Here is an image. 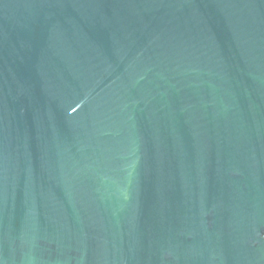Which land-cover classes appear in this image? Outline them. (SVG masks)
I'll use <instances>...</instances> for the list:
<instances>
[{
  "label": "water",
  "instance_id": "95a60500",
  "mask_svg": "<svg viewBox=\"0 0 264 264\" xmlns=\"http://www.w3.org/2000/svg\"><path fill=\"white\" fill-rule=\"evenodd\" d=\"M0 264H264V0H0Z\"/></svg>",
  "mask_w": 264,
  "mask_h": 264
}]
</instances>
